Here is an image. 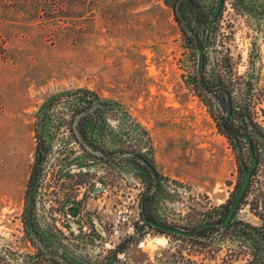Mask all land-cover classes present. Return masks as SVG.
<instances>
[{"label":"rangeland","instance_id":"rangeland-1","mask_svg":"<svg viewBox=\"0 0 264 264\" xmlns=\"http://www.w3.org/2000/svg\"><path fill=\"white\" fill-rule=\"evenodd\" d=\"M176 5L0 0V264H264L252 193L235 218L261 227L262 239L236 224L193 236L140 224L143 215L185 229L221 219L241 178L237 149L247 156L245 139L220 123L224 105L195 82ZM233 18L239 75L257 76L264 109V39L252 63L248 22ZM257 116L264 123V110Z\"/></svg>","mask_w":264,"mask_h":264},{"label":"flooded vegetation","instance_id":"flooded-vegetation-1","mask_svg":"<svg viewBox=\"0 0 264 264\" xmlns=\"http://www.w3.org/2000/svg\"><path fill=\"white\" fill-rule=\"evenodd\" d=\"M215 2L216 0H177L175 11L183 21L182 28L184 30L183 32L186 34L185 46L187 48L193 46L197 54L195 82L204 91L210 92L217 101H220L224 105V116L221 118L220 123L225 131L231 133L233 137L245 139L246 141V157H242L241 150L237 149L238 159L241 165V177L244 169L249 167L252 155L255 158V163L251 167L245 193L241 197L238 208L235 210L230 223L226 227L211 224L195 229L204 222L222 220L226 214L229 203L223 210L221 219L204 221L186 230H193V234L198 235L201 230L206 227L219 226L222 229H227L236 224V226L241 227L242 230H251L255 237L262 239L263 235L261 231H259L261 227L256 228L250 226V224L235 218L243 197L247 193H252V201L250 203L252 209L255 211L259 210V212L261 211L264 216V163L262 162L264 159V148H262V146L264 147V123L257 116L258 113L264 109H260L257 104H255V95L258 90L255 86L257 83V76L255 79L252 70L250 74L244 73L239 75V59L238 57H234L231 49L234 47L232 41H234L235 38V25L238 22V18L235 20L233 17H245L250 32L248 38L251 40L249 42L250 50L252 51V57L250 59L252 63L256 61L255 56L259 55L260 52L258 51H260L263 44L262 39H264V0H221L218 13L208 34L207 43L204 45L207 22L214 9ZM201 46H204V50L201 58L202 62L199 63L200 56L198 48ZM212 46L215 47V58L209 57V48ZM237 85H242V87H238ZM238 88L244 91L242 94L245 99H239L237 104L236 101L233 102V96L236 92L235 89ZM231 117L234 119L232 127L229 123ZM87 148L89 149L88 145ZM126 153L136 157L140 164L151 170V165L145 156L133 151H126ZM260 177L263 178L261 183L258 182ZM260 194H262V196ZM140 208L141 211L144 208L143 200L140 201ZM75 214H78V208L70 205L67 215L74 216ZM146 218L154 219L153 217ZM143 219H145V215H143ZM156 221L173 227H179L158 220ZM140 224H147L163 232H174L171 230H163L157 226L151 225L147 221H141ZM174 233L187 235L179 232ZM193 234L189 236H193ZM121 245H117L113 252L117 253ZM62 256H64V254Z\"/></svg>","mask_w":264,"mask_h":264},{"label":"water","instance_id":"water-1","mask_svg":"<svg viewBox=\"0 0 264 264\" xmlns=\"http://www.w3.org/2000/svg\"><path fill=\"white\" fill-rule=\"evenodd\" d=\"M220 3H221V0H216L215 5H214V9H213V11H212V13H211V15H210V17L208 19L204 45L207 43L208 34H209L210 28H211V26H212V24H213V22H214V20L216 18V15L218 13V10H219V7H220ZM203 50H204V46H201V47L198 48V53H199V56H200L199 63L202 62L201 58H202ZM254 163H255V158L252 155L251 163H250L248 168L244 169V171L242 173V177H241L240 182L238 184V187L235 190L231 201L229 202L226 214L223 217V219L220 220V221L204 222V223L200 224L199 226H197L195 229H197L199 227L206 226V225H211V224L219 225L220 227H226L230 223L231 218H232L235 210L238 208V205L240 203L241 197L245 193V190H246V187H247V184H248V181H249V177H250V170H251V167L254 165ZM142 221H147L151 225L157 226V227H159V228H161L163 230H171V231H174V232L184 233V234H187V235H192L193 234V230H186V229H182L180 227H173V226H170V225H166V224L157 222L156 220H154L152 218H145Z\"/></svg>","mask_w":264,"mask_h":264},{"label":"trees","instance_id":"trees-1","mask_svg":"<svg viewBox=\"0 0 264 264\" xmlns=\"http://www.w3.org/2000/svg\"><path fill=\"white\" fill-rule=\"evenodd\" d=\"M230 128V127H229ZM227 132V131H226ZM228 133V132H227ZM228 134H230L231 135V133H228ZM75 137H76V139L79 141V143L83 146V147H85V146H87V145H85V143L83 142V140H82V138H81V136L80 135H78V134H76L75 135ZM89 150L90 151H92V152H94V153H98V154H102L103 152H101L100 151V153L98 152L99 150H97V149H93L92 147H89ZM97 151V152H96ZM45 153V148H44V146H43V143H38V145H37V153H36V155H37V160H36V163H35V165H34V167H33V169H32V173H31V176H30V181H29V185L31 186V184L33 183V180H34V177L36 176V174H37V172H38V169H39V164L41 163V161H42V159H43V157H44V154ZM150 163V162H149ZM150 165H151V163H150ZM151 170L153 171L154 170V167L151 165ZM146 217H151V216H146L145 215V218ZM24 223H25V225H26V227H28V223H27V221H26V219L24 218ZM29 225H30V227L29 228H31V230H33L34 229V226H33V217L31 218V221H30V223H29ZM35 231L37 232V230L35 229ZM66 262L67 263H69V261L68 260H66Z\"/></svg>","mask_w":264,"mask_h":264}]
</instances>
